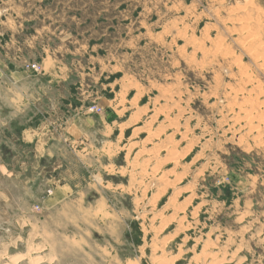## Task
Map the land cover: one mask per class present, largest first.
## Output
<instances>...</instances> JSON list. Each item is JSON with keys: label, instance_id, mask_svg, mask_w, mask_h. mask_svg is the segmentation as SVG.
I'll return each instance as SVG.
<instances>
[{"label": "rangeland", "instance_id": "obj_1", "mask_svg": "<svg viewBox=\"0 0 264 264\" xmlns=\"http://www.w3.org/2000/svg\"><path fill=\"white\" fill-rule=\"evenodd\" d=\"M0 264H264V0H0Z\"/></svg>", "mask_w": 264, "mask_h": 264}, {"label": "crops", "instance_id": "obj_2", "mask_svg": "<svg viewBox=\"0 0 264 264\" xmlns=\"http://www.w3.org/2000/svg\"><path fill=\"white\" fill-rule=\"evenodd\" d=\"M73 34H76V32L73 31ZM92 46L93 44L90 45L91 48ZM41 64L44 69L42 74H37L33 70H25L22 68H14L13 70L10 69L9 71H4L6 78L9 79L13 87L10 89V93H8L10 99L20 101L21 104H27L36 102L37 100H44V98L49 95H51V97L53 96V89L51 85H47V87L44 85L48 84L46 83V80L48 82H53V80L56 82L60 81L59 76L55 77L54 75L56 64L52 59L48 58L47 53L44 54ZM14 88L17 89V91H15ZM26 108H23V110H26ZM92 119V117L85 114L74 119L75 128L85 136L84 138H97L99 135H102L101 131L105 130L102 123H98L97 125V121ZM31 140L36 142L37 149L42 152V155L45 153L48 155H54L55 152L53 149L58 141H52V139L45 140L37 136H33ZM75 142V139L71 138L70 143L72 146H74ZM57 190L58 188H56V191Z\"/></svg>", "mask_w": 264, "mask_h": 264}, {"label": "bare ground", "instance_id": "obj_3", "mask_svg": "<svg viewBox=\"0 0 264 264\" xmlns=\"http://www.w3.org/2000/svg\"><path fill=\"white\" fill-rule=\"evenodd\" d=\"M250 1V0H249ZM246 2H248V1H246ZM246 5H247V3H246ZM240 8V7H239ZM258 10V9H257ZM254 12V11H253ZM259 12V11H258ZM234 13V12H233ZM257 13V12H256ZM247 15H249V14H247ZM252 15V14H251ZM243 16V15H242ZM258 16H259V14H258ZM258 16H256V17H258ZM244 19V18H243ZM258 19V18H257ZM245 20V19H244ZM241 24L243 25V26H245V24H246V21H242L241 22ZM257 24V23H256ZM238 29V28H237ZM250 33V32H249ZM252 35V34H251ZM250 36V35H249ZM252 38V37H251ZM255 62H257V61H255ZM235 63V62H234ZM257 65V64H256ZM262 65V64H261ZM244 92V91H243ZM237 94V90H235V89H233L232 88V90H230L229 92H228V95L227 96H233V95H236ZM237 98V97H236ZM233 99V98H232ZM233 101V100H232ZM149 135V134H148ZM149 136H151V135H149ZM148 136V137H149ZM153 136V135H152ZM154 137V136H153ZM168 156H170V155H168ZM173 157V156H172ZM175 160V159H174ZM168 162V161H167ZM171 171V170H170ZM169 170H163V171H161V172H159V174L157 175V178H156V180H157V182H164V181H166L167 179H169V176L171 175V172H170ZM172 173H174V172H172Z\"/></svg>", "mask_w": 264, "mask_h": 264}, {"label": "built area", "instance_id": "obj_4", "mask_svg": "<svg viewBox=\"0 0 264 264\" xmlns=\"http://www.w3.org/2000/svg\"><path fill=\"white\" fill-rule=\"evenodd\" d=\"M31 67L35 70H38V71L41 70V65L36 64V63L31 64ZM101 110L102 109L97 107V106H92L89 108V111H91V112H101ZM36 208L39 209V206H37Z\"/></svg>", "mask_w": 264, "mask_h": 264}]
</instances>
